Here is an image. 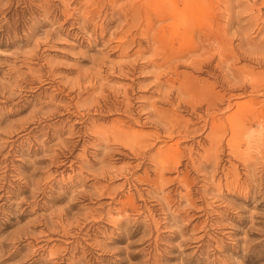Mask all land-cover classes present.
I'll return each mask as SVG.
<instances>
[{
	"label": "rangeland",
	"instance_id": "obj_1",
	"mask_svg": "<svg viewBox=\"0 0 264 264\" xmlns=\"http://www.w3.org/2000/svg\"><path fill=\"white\" fill-rule=\"evenodd\" d=\"M0 264H264V0H0Z\"/></svg>",
	"mask_w": 264,
	"mask_h": 264
}]
</instances>
